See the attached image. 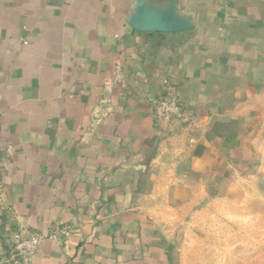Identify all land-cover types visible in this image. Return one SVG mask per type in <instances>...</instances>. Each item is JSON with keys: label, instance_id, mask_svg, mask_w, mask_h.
<instances>
[{"label": "crops", "instance_id": "crops-1", "mask_svg": "<svg viewBox=\"0 0 264 264\" xmlns=\"http://www.w3.org/2000/svg\"><path fill=\"white\" fill-rule=\"evenodd\" d=\"M260 100L264 0H0V264L15 226L63 229L31 264H171V181L223 175Z\"/></svg>", "mask_w": 264, "mask_h": 264}, {"label": "rangeland", "instance_id": "rangeland-1", "mask_svg": "<svg viewBox=\"0 0 264 264\" xmlns=\"http://www.w3.org/2000/svg\"><path fill=\"white\" fill-rule=\"evenodd\" d=\"M256 104L258 116L234 135V163L231 148L223 150L224 174L216 179L220 154L212 149L206 178L186 175L191 199L182 196L183 181H171V198L157 207L154 216L168 236L171 264H264V101ZM188 122L185 113L164 123Z\"/></svg>", "mask_w": 264, "mask_h": 264}, {"label": "built area", "instance_id": "built-area-1", "mask_svg": "<svg viewBox=\"0 0 264 264\" xmlns=\"http://www.w3.org/2000/svg\"><path fill=\"white\" fill-rule=\"evenodd\" d=\"M150 104L156 118L162 122H170L172 119L183 116L184 109L175 95L171 94V90L160 93L151 98ZM2 153L1 135H0V158ZM2 192V184L0 183V198ZM4 209H9L5 206ZM23 228L15 226L11 230L9 243L4 250L7 264H31L35 254L38 251L39 242L43 238H54L63 229L43 228L39 231L26 232L25 236L21 235Z\"/></svg>", "mask_w": 264, "mask_h": 264}]
</instances>
